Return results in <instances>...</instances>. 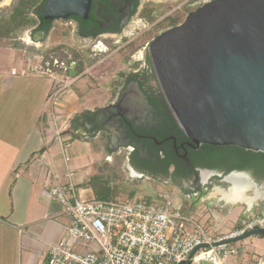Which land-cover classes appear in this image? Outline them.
Masks as SVG:
<instances>
[{
    "label": "flooded vegetation",
    "instance_id": "af4514ba",
    "mask_svg": "<svg viewBox=\"0 0 264 264\" xmlns=\"http://www.w3.org/2000/svg\"><path fill=\"white\" fill-rule=\"evenodd\" d=\"M5 1L0 0V5ZM45 1L39 2L31 9L30 16L35 19V23L29 32L31 41H34L36 46L38 43L44 45L51 33L61 35L47 46L51 52L46 55L51 61L48 58V65H43L47 67L45 69L54 73L51 68L54 64L58 67L57 73L74 76L72 85L78 79H87L91 91H97L98 86L95 85H100L98 81L105 73H113L116 64L114 62V66H109L111 69L106 71L107 62L101 73L80 71L88 59L84 48L89 47L95 56H98L99 50L117 51L122 53L129 65L127 70H118L113 75L114 79L109 81L107 101L104 103L96 101L92 111L95 113L97 125L93 134L108 140L105 150L112 151L110 148H113L119 152L120 148H129L128 162L135 172L147 175L137 171L131 164L130 156L133 154L139 158L137 163L140 166L156 171V176L147 175L148 177L162 180L167 184H175L170 177L161 176L168 160H173L170 166L171 173L176 168L179 169V174L185 170L188 172L196 170L200 180L208 176L218 182H224L225 176L232 173H245L256 183H260L248 168L231 169L227 163L226 153L219 159L224 164L222 168L195 167V159L193 153L191 157L190 149L201 153L202 145L191 146L192 141L184 134L163 94L152 61L150 45L159 34L155 37L149 35L167 22L171 23L172 27L180 24L179 21L173 23L179 17L177 16L179 13L191 8L190 13L209 0H203L202 3L199 0H92L87 18L73 15L66 19H45L42 13ZM10 39L15 43L18 39L27 40L21 36ZM103 45L106 48L102 49ZM34 57L38 58L39 55L36 54ZM43 57L46 58L45 54ZM197 155L195 154V157ZM194 179L180 180L182 188L195 183Z\"/></svg>",
    "mask_w": 264,
    "mask_h": 264
},
{
    "label": "water",
    "instance_id": "95a60500",
    "mask_svg": "<svg viewBox=\"0 0 264 264\" xmlns=\"http://www.w3.org/2000/svg\"><path fill=\"white\" fill-rule=\"evenodd\" d=\"M91 3L46 0L42 13L45 19L87 18ZM150 53L191 146L264 152V0H209L160 33ZM263 235L257 228L241 239ZM197 264L218 261L208 254Z\"/></svg>",
    "mask_w": 264,
    "mask_h": 264
},
{
    "label": "built area",
    "instance_id": "2783aa9c",
    "mask_svg": "<svg viewBox=\"0 0 264 264\" xmlns=\"http://www.w3.org/2000/svg\"><path fill=\"white\" fill-rule=\"evenodd\" d=\"M43 67L30 65L23 73L44 72L55 76ZM56 90L62 91L55 89L51 95L52 106H59ZM53 111L52 133L61 140L70 123L67 122V126L60 123L56 109ZM63 156L66 162L70 161L66 148H63ZM67 176L69 182L59 181L48 188L50 197L61 205V214L67 218V223L65 238L50 246L46 264H197L208 254L215 257L218 264H226L228 257L239 255L241 251V245L234 241L250 231L264 228V207L259 203L257 207L248 206L229 232L220 233L193 220L181 203H175L181 189L176 192L170 187L171 190L150 198L83 200L78 195L74 173L69 171ZM208 182L200 189L195 183L187 184L184 189L189 192H185V196L206 201L203 195L210 189ZM251 264H264V255Z\"/></svg>",
    "mask_w": 264,
    "mask_h": 264
},
{
    "label": "crops",
    "instance_id": "0c3cea01",
    "mask_svg": "<svg viewBox=\"0 0 264 264\" xmlns=\"http://www.w3.org/2000/svg\"><path fill=\"white\" fill-rule=\"evenodd\" d=\"M38 77L40 80L37 78L33 82L39 85L35 86L34 95L40 96V102L44 98L47 102L53 88L44 82L46 77ZM90 87L87 79H78L68 92L63 91V95H59L60 123H70V119L83 110L93 111L94 106L86 107L89 103L87 98L91 95L94 98L108 95L105 91H91ZM4 93H8V87L2 85L0 94ZM46 102L26 104L28 107L25 110H34L32 118L29 121L26 116L20 120L17 118V123H10L7 103L6 108H0V264H46L50 246L65 238L67 218L61 214V205L50 197V185L59 181L69 182L67 174L71 171L78 187L92 190L84 183L93 174L88 178L86 170L75 173L70 168V161L64 159L62 137L71 134L64 133L59 139L62 145L60 153L53 149L54 141L58 138L52 133L49 112L54 109ZM21 122H26L29 129H22ZM99 138L100 135L94 134L80 135V138H73L72 141L77 142L76 148L80 153H87L88 142L98 144ZM57 219L61 220L59 225L52 223ZM259 237L264 239V235ZM234 242L241 245V251L239 255L228 257L226 264H251L264 255V245L252 250L242 239ZM42 243L40 249L38 244Z\"/></svg>",
    "mask_w": 264,
    "mask_h": 264
},
{
    "label": "rangeland",
    "instance_id": "374dc122",
    "mask_svg": "<svg viewBox=\"0 0 264 264\" xmlns=\"http://www.w3.org/2000/svg\"><path fill=\"white\" fill-rule=\"evenodd\" d=\"M199 1L200 3L203 2V0ZM15 3L16 1L11 0H6L5 2H3L0 5V18H7L10 15L12 7L15 5ZM190 10L191 8H188L185 10V12L179 13L177 15L179 17L176 19L180 23L183 22ZM171 27L172 24L167 22L163 27L154 30V32L149 35V37H155L157 34H160L161 32ZM30 28L31 26L17 33L14 32L9 37H0V89L2 85L8 87L7 94H0V103L2 104L0 105V108L4 109L6 108L5 104H8V118L10 120V123L16 122L17 118H19V120L23 119L25 116L28 121L32 118L31 114L34 110L31 108L25 110V107H28L26 104H43L44 102H46L45 98L40 102V96L34 95L36 89L35 86L39 85L38 82L36 85L33 82L37 80V78L40 80L38 75H40L41 77H46L44 78V82L48 86L51 85V89L53 88V91L51 92L52 94H50L48 98L49 101H47L46 103L49 104L51 108L56 109V114H58L59 117L62 115L61 108L58 105L52 106L51 95L53 96V92L55 91V89H63L62 91L56 90L58 92L57 97L59 99V95H63V91L68 92L67 90L71 88V85L75 79L74 76H64L63 74L62 76L61 74L57 73L58 67L54 66V64L51 65V68L54 71V73L52 72L55 75L54 77L44 72L33 73L31 71H28L27 73H23L24 68L30 65H35L36 63L47 66L49 56L46 54L51 52L49 48H47V46L50 45L52 41L54 42L57 37H61V35L59 36L51 33L49 34L48 40L44 43V45H40L38 43V46H36L35 42H32L29 36ZM14 36H21L27 40L18 39L15 43L10 39ZM101 48L103 49L106 47H104L103 45ZM84 49L86 51V54H88V59L86 61L85 67L81 68L80 71L88 70V73L91 71H97L98 73H101L102 69L104 70L103 66L105 67L107 65V62L108 66L107 68H105L106 71L111 69L110 67H113L115 62L116 66L113 69V73H105L104 77L98 81L100 85H95L96 87L98 86V93H100L101 91L108 92V86L110 83L109 81L114 79L113 75L116 74L118 70H127L129 68L126 59L124 60L122 53H118L117 51L110 52L105 50L103 52H99L100 50L99 48H97L99 50L97 53L99 54L98 56H95L94 52H92L89 47ZM36 54L39 55L38 58L34 57V55ZM43 54H45L46 58L43 57ZM80 57L84 58V56ZM52 63L54 62L52 61ZM66 63L69 64L68 62ZM43 68L47 67L44 66ZM41 70L43 71V69ZM104 83H107L106 86L103 85ZM64 95H66V93ZM108 96L109 94L107 96L102 94L101 97H97L96 100H94L95 98H93V96L88 97L87 99L90 101L86 104V107L90 108L94 106L96 101L97 103H104L105 101H107ZM60 98L63 97L60 96ZM53 113L55 112L53 110H50V120L54 118ZM21 124L22 129H29V126L26 122H21ZM72 140L73 138L68 135H63L62 137L63 146L64 148H66L67 154L70 157V168L75 173L86 170L88 172V178L92 174L98 175V180H100L101 184H103L102 194H97L99 198L127 199L128 197L132 196L150 198V196H154L165 190H171L170 187H173V191L176 192L181 189V185L175 186L172 184L163 183L162 180H154L147 175L136 177L132 172L128 162V153L130 151L129 148H120L119 152H116L118 150L113 148H110V150L112 151H109L107 149L105 150L106 144L104 143H107L108 140H104L102 139V137H100L98 144L92 141L88 142L89 149L87 148V153H80V151L76 148L77 142H74ZM83 147L86 148V146ZM53 149L58 153L61 152L62 145L61 143H59V139H56L54 141ZM199 181L200 185H202L204 182L209 181L207 184L210 189L203 195L206 201L202 202L200 201V198L196 200L197 198L195 197L189 198L185 196L184 190L181 189L183 194L181 192L177 193L175 203H181L193 220L204 223L206 227L213 232H229L237 223L236 221L240 219L243 211L246 210L248 206L243 203L232 205L227 203L223 199L220 200L219 197L211 196L212 189L216 184H220L222 185V187L228 188L230 186L229 183L218 182L209 177H203ZM257 184L260 187H264V181ZM262 190L263 198H259L255 201L256 203H259L260 207H264V188H262ZM77 192L79 197H81V199L83 200L97 198L96 194L91 189H87L83 186H79L77 188ZM254 193V190H251L249 192V195L253 196ZM193 199H195L196 201ZM209 199H212V201H210ZM256 203L254 207H257ZM60 221L61 220L58 219L57 221L52 220V223L59 225L61 223ZM242 241L246 244H249L252 250L258 248L260 245H264V239L259 236H251L246 239H242ZM42 245L43 243L38 244L40 249H42Z\"/></svg>",
    "mask_w": 264,
    "mask_h": 264
},
{
    "label": "trees",
    "instance_id": "16d2710c",
    "mask_svg": "<svg viewBox=\"0 0 264 264\" xmlns=\"http://www.w3.org/2000/svg\"><path fill=\"white\" fill-rule=\"evenodd\" d=\"M44 1L45 0H18L11 10L10 15L7 18H0V37H9L14 32L17 33L29 26H32L35 23V19L30 16L29 12L36 4ZM177 21L178 20L176 19L173 23H177ZM94 114L95 113L91 110H83L82 112L76 113L70 119V126L68 130L63 132V134L69 133L73 138H80V135L92 136L94 129L97 128ZM107 144L108 141L106 145ZM153 144L154 141L151 142V145ZM201 150H203L201 153H197L195 149H190L191 157L193 153L195 159V167L222 168L224 164H222L219 159L223 158L226 153L228 154L227 163L231 169L248 168L253 172L254 177L259 182L264 180V152L247 150L239 146H215L210 144H203ZM195 154H198L197 157H195ZM130 158L131 164L137 171H141L147 175L156 176L155 170L146 169L137 163L139 158L135 154L130 156ZM172 161L173 160H168L165 163V169L163 173H161V176L170 177L174 181L175 186H180V180L182 179L195 178L194 182L196 187L198 189L201 188L199 175L196 170H193L192 172L185 170L182 174H179V169L176 168V170L171 173L170 166ZM84 186L92 188L97 199H104L97 196V194H102L103 187V184H101L100 180H98V175H92L90 179L84 183ZM182 190H184V192H189L188 189L182 188Z\"/></svg>",
    "mask_w": 264,
    "mask_h": 264
},
{
    "label": "bare ground",
    "instance_id": "6f19581e",
    "mask_svg": "<svg viewBox=\"0 0 264 264\" xmlns=\"http://www.w3.org/2000/svg\"><path fill=\"white\" fill-rule=\"evenodd\" d=\"M224 182L229 183L230 186L228 188L222 185L215 186L211 193L212 197H219L232 205L243 203L250 207L257 199L263 198L264 187H260L245 173H232L224 179ZM251 190L255 192L253 196L249 195Z\"/></svg>",
    "mask_w": 264,
    "mask_h": 264
}]
</instances>
